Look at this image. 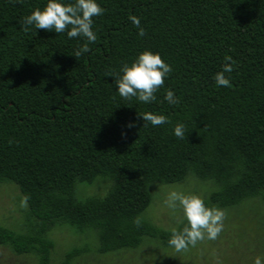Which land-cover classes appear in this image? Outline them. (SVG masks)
Instances as JSON below:
<instances>
[{"label":"trees","instance_id":"16d2710c","mask_svg":"<svg viewBox=\"0 0 264 264\" xmlns=\"http://www.w3.org/2000/svg\"><path fill=\"white\" fill-rule=\"evenodd\" d=\"M96 2L104 9L92 18L97 39L75 57L84 38L22 26L46 0H0V184H15L28 207L26 231L0 225V246L38 264H51L58 227L91 236L101 255L146 238L170 247L171 231L186 221L163 229L143 218L154 182L210 180L204 204L223 211L252 198L264 204V0ZM144 50L172 68L149 104L123 100L113 83ZM225 55L233 71L229 86L217 88ZM165 89L177 104L163 100ZM146 111L167 123L143 125ZM177 123L182 139L172 134ZM99 177L110 181L106 195L79 200L78 185ZM89 251L72 247L60 264Z\"/></svg>","mask_w":264,"mask_h":264},{"label":"rangeland","instance_id":"374dc122","mask_svg":"<svg viewBox=\"0 0 264 264\" xmlns=\"http://www.w3.org/2000/svg\"><path fill=\"white\" fill-rule=\"evenodd\" d=\"M109 185L110 181L102 177L92 184L80 183L77 198L104 197ZM213 187L210 180L202 181L193 175L178 183L154 182L151 185L153 201L142 216L160 228H176L184 218L179 206L172 209L165 203L169 193L197 195L203 200L215 190ZM27 212V203L17 186L0 184V225L25 232ZM223 212L222 231L215 240L204 239L179 252L172 247L162 248L146 238L137 249L101 255L95 251L91 236L75 234L69 227H58L50 234L55 243L51 264H60L67 250L84 245H88L90 251L76 258L73 264H253L255 257L264 258V204L252 198ZM0 264H38V261L34 255H17L8 247L0 246Z\"/></svg>","mask_w":264,"mask_h":264},{"label":"clouds","instance_id":"9594fccd","mask_svg":"<svg viewBox=\"0 0 264 264\" xmlns=\"http://www.w3.org/2000/svg\"><path fill=\"white\" fill-rule=\"evenodd\" d=\"M104 9L96 0H46L43 7H37L22 18V26L27 25L36 29L52 31L56 34L64 33L68 39L81 37L86 40L73 52L79 57L89 51V44L97 39L92 28V18L100 16ZM137 29L139 37L145 36V30L140 26V19L130 15L128 17ZM221 69L213 75L214 86L228 87L229 79L225 73L233 71V61L228 55L224 56ZM172 71L171 65L166 63L157 52L144 50L135 56L131 62L122 63L119 74L113 77L115 92L123 100L135 98L142 104H149L156 99V91L164 84L168 74ZM163 100L169 105L178 103L179 98L174 90L165 89ZM144 121L143 125L155 127L167 123L164 114L146 111L139 114ZM126 127H133L134 122H128ZM172 134L183 138L184 125L177 123L172 128ZM168 207L175 209L179 206L186 224L179 230L173 229L168 238V245L175 251L194 246L198 241L215 240L222 231L223 210L217 207L205 206L204 201L197 195H183L170 192L165 201ZM264 258L257 256L253 264H262Z\"/></svg>","mask_w":264,"mask_h":264}]
</instances>
